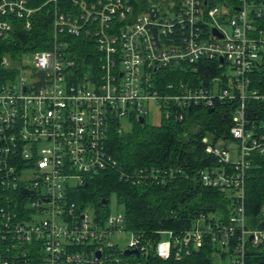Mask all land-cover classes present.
<instances>
[{"label":"built area","instance_id":"obj_1","mask_svg":"<svg viewBox=\"0 0 264 264\" xmlns=\"http://www.w3.org/2000/svg\"><path fill=\"white\" fill-rule=\"evenodd\" d=\"M152 5L159 6L156 19ZM43 10L52 17V47L33 52L32 64L24 53L16 75L0 81L6 192L0 264H129L127 257L150 254L181 259L206 242L219 264H248L249 244L264 243V227L248 228L245 208L248 170L264 155V133L249 127L248 116L249 100L264 99L251 89V74L264 57V0H0V38H12L18 26L32 29ZM79 47L85 49L81 62ZM2 63L12 62L5 56ZM157 106L162 120L178 122L193 110L225 108L231 138L220 139L238 147L220 149L205 136L216 163L198 172L204 186L231 198L229 218L200 213L180 232L161 228L149 240L128 230L125 211L102 218L73 195L111 170L138 184L174 180L180 167L144 166L126 174L108 147L122 117L146 121ZM122 232L131 234L124 248L111 240Z\"/></svg>","mask_w":264,"mask_h":264},{"label":"trees","instance_id":"obj_2","mask_svg":"<svg viewBox=\"0 0 264 264\" xmlns=\"http://www.w3.org/2000/svg\"><path fill=\"white\" fill-rule=\"evenodd\" d=\"M44 0H32L40 4ZM223 2V0H214ZM225 3V2H224ZM52 17L43 10L38 13L32 29L18 26L12 38H0V81L16 75L14 65L24 53L46 50L53 45ZM85 49L78 48L82 61ZM5 56H10V66L3 65ZM189 71L194 67L185 66ZM251 89L264 94V57L251 74ZM249 127L264 133V99H250L248 102ZM231 115L225 108L216 112L208 109L193 110L188 121L162 120L159 124L144 123L133 117L135 127L131 133H122L119 123L109 132L108 147L126 174L144 166L180 167L169 184H138L122 178L119 171H107L88 179L87 184L75 189L73 198L81 206H89L105 218L106 205L110 196L117 192L124 204L128 230L143 236V239L156 240V231L165 228L180 232L192 225L200 213H218L226 220L230 216L231 198L222 191L204 186L198 172L208 163H216L205 148L203 138L208 131H214L218 138L229 137L232 125ZM6 192L0 183V208L4 205ZM106 199L107 204L102 200ZM264 155H257L248 170L246 179L245 208L248 228H262L264 221ZM1 222V218H0ZM248 264H264V243L258 246L249 244ZM129 264H219L214 254V245L206 242L204 248L194 250L181 259L175 257L164 260L155 255L131 256Z\"/></svg>","mask_w":264,"mask_h":264},{"label":"rangeland","instance_id":"obj_3","mask_svg":"<svg viewBox=\"0 0 264 264\" xmlns=\"http://www.w3.org/2000/svg\"><path fill=\"white\" fill-rule=\"evenodd\" d=\"M165 12L167 11V8L165 7ZM227 30H231L230 26H227ZM10 57V56H7ZM26 59L27 61L32 64V61L34 60V53L33 52H28L26 53ZM12 62V61H11ZM18 62V61H17ZM15 63L14 65H16L18 63ZM23 74L18 73L17 74V81L19 82L21 77ZM24 75H28V73L24 74ZM147 104H146V108H147ZM151 108V114L148 116V120L150 123L153 124H159L162 122V111L161 109L157 106V107H150ZM137 119V118H136ZM135 127V120L131 117V116H124L121 119V125H120V131L122 133H131L133 132ZM206 137L208 139V141L211 144H215L216 147L222 149V148H229L232 151L235 150L238 147V142L236 143L235 140L232 139H225V138H218L216 133L214 131H208L206 134ZM44 146H46V144H43ZM233 159H236V156L234 154ZM106 207L109 210V213L113 216H116L119 212L121 211H125L124 208V204L120 201V198L117 194V192H113L110 196V200L109 203L106 205ZM91 220L95 219V213L91 211V216H90ZM131 239V234L130 232H122V233H117L111 236V240L116 244H120L121 247H126L128 245V242Z\"/></svg>","mask_w":264,"mask_h":264},{"label":"water","instance_id":"obj_4","mask_svg":"<svg viewBox=\"0 0 264 264\" xmlns=\"http://www.w3.org/2000/svg\"><path fill=\"white\" fill-rule=\"evenodd\" d=\"M150 12H151V14H152V18H153V19H156V18L158 17V15H159V6H157V5H152V7H151V9H150ZM213 111H214V109H211V110H210L211 113H212ZM140 122H141V123H144V122H145V118H144V117H141V118H140ZM102 203H103V204H107V200H106V199H103V200H102ZM252 238H253V237H251V239H252ZM133 253L139 255V252H138L137 250H127V251L125 252V254H126L127 256H129V255H131V254H133Z\"/></svg>","mask_w":264,"mask_h":264}]
</instances>
